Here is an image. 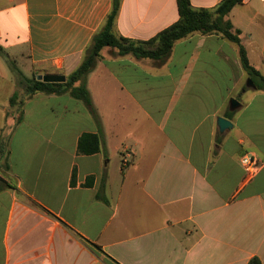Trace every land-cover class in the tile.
<instances>
[{
  "label": "crops",
  "instance_id": "crops-1",
  "mask_svg": "<svg viewBox=\"0 0 264 264\" xmlns=\"http://www.w3.org/2000/svg\"><path fill=\"white\" fill-rule=\"evenodd\" d=\"M112 6L0 0V47L28 78L67 80ZM178 19L177 0H122L114 33L148 41ZM229 19L264 77V0ZM248 80L215 34L177 42L164 62L106 47L86 79L94 116L68 93L12 107L20 88L0 56V264H264V165L249 178L241 164L264 163V91ZM99 128L101 151L80 155Z\"/></svg>",
  "mask_w": 264,
  "mask_h": 264
},
{
  "label": "trees",
  "instance_id": "trees-1",
  "mask_svg": "<svg viewBox=\"0 0 264 264\" xmlns=\"http://www.w3.org/2000/svg\"><path fill=\"white\" fill-rule=\"evenodd\" d=\"M122 0H113L112 10L102 28L94 35L86 49L81 66L70 75L65 83H44L37 80V75L26 77L10 60L0 47V56L6 61L18 80L19 92L11 98L12 107L21 106L26 100L38 93L46 95H63L68 93L76 100L82 101L95 116L96 112L87 89L86 79L101 59V51L106 48L116 49L119 56L132 55L138 59H151L158 62L166 61L172 53L174 45L194 34L219 35L233 43L239 53L240 63L246 76L253 81L258 91H264V77L250 63L241 38V31L236 29L229 19L230 13L243 0H223L215 10L199 9L191 6L190 0H177L179 19L164 29L156 37L148 41H133L119 37L114 33V25ZM20 113L18 122L22 120ZM102 131L97 134H84L78 144L80 155H94L101 151ZM98 253L102 250L91 245ZM115 264H118L115 262ZM249 264H261L259 259H252Z\"/></svg>",
  "mask_w": 264,
  "mask_h": 264
},
{
  "label": "water",
  "instance_id": "water-1",
  "mask_svg": "<svg viewBox=\"0 0 264 264\" xmlns=\"http://www.w3.org/2000/svg\"><path fill=\"white\" fill-rule=\"evenodd\" d=\"M38 81L44 82V83H65L66 78L64 76H55V75H47V76H38ZM247 87H253L256 88L255 84L251 79L247 81ZM240 107V103L236 99L230 100V109L232 111L236 110ZM217 125L219 128V131L221 133H224L229 128H232V123L224 118H218Z\"/></svg>",
  "mask_w": 264,
  "mask_h": 264
},
{
  "label": "built area",
  "instance_id": "built-area-1",
  "mask_svg": "<svg viewBox=\"0 0 264 264\" xmlns=\"http://www.w3.org/2000/svg\"><path fill=\"white\" fill-rule=\"evenodd\" d=\"M242 167L247 174V177L253 178L263 167L264 163L256 156L247 154L241 160Z\"/></svg>",
  "mask_w": 264,
  "mask_h": 264
}]
</instances>
